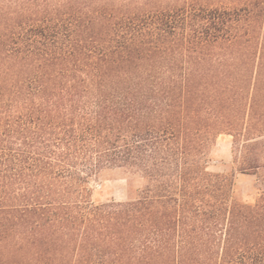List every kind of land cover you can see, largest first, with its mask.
I'll return each mask as SVG.
<instances>
[{"label":"trees","instance_id":"trees-1","mask_svg":"<svg viewBox=\"0 0 264 264\" xmlns=\"http://www.w3.org/2000/svg\"><path fill=\"white\" fill-rule=\"evenodd\" d=\"M0 264H264V0H0Z\"/></svg>","mask_w":264,"mask_h":264},{"label":"rangeland","instance_id":"rangeland-1","mask_svg":"<svg viewBox=\"0 0 264 264\" xmlns=\"http://www.w3.org/2000/svg\"><path fill=\"white\" fill-rule=\"evenodd\" d=\"M211 169L218 173H232L238 188L237 197L243 201L254 203L258 196L256 178L240 174L236 170L232 158V137L220 136L212 153ZM89 187L93 191L92 199L96 203L109 201L124 202L129 198L128 182L122 176L100 182L90 181Z\"/></svg>","mask_w":264,"mask_h":264}]
</instances>
